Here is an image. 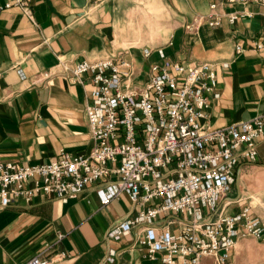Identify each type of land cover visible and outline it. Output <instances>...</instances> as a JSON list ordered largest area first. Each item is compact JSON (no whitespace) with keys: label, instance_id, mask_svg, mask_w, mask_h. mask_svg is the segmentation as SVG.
<instances>
[{"label":"crops","instance_id":"1","mask_svg":"<svg viewBox=\"0 0 264 264\" xmlns=\"http://www.w3.org/2000/svg\"><path fill=\"white\" fill-rule=\"evenodd\" d=\"M26 1L34 23L16 8L0 13V157L6 162L28 166L52 161L60 152L89 153L85 107L91 83L89 77L81 84L72 81L70 72L82 61L124 59L133 85H143L150 67L164 62L159 50L169 62H208L219 93L210 103L209 125L222 128L264 114V53L255 48V43L264 47L259 3L221 4L215 12L236 13L237 20L230 25L223 17L220 26L209 27L205 21L216 0ZM237 181L239 198L233 201ZM230 193L214 212H206L207 220L249 206L264 227L258 215L264 211V138L254 161L239 162ZM137 209L126 195L102 206L94 185L67 201L16 200L0 212V264H23L40 253L53 257L51 264H162L144 257L139 235L147 228L177 233L186 219L172 213L118 241L108 238L111 227ZM229 264H264V234L238 240Z\"/></svg>","mask_w":264,"mask_h":264},{"label":"built area","instance_id":"2","mask_svg":"<svg viewBox=\"0 0 264 264\" xmlns=\"http://www.w3.org/2000/svg\"><path fill=\"white\" fill-rule=\"evenodd\" d=\"M253 2L264 7V0H216L205 24L218 27L225 17L233 25L238 15H219L217 7ZM11 8L34 23L26 0L0 3V13ZM255 48L264 53L262 44L255 43ZM235 52H242L240 45ZM158 55L164 62L150 67L143 85L130 82L131 74L123 70L130 69V64L124 59L118 63L112 57L82 61L70 70L72 81L81 84L89 77L91 83L85 116L93 146L86 155L60 152L52 161L28 166L0 157V212L16 200L74 199L94 185L102 206L126 195L138 208L111 227L107 236L112 240L168 214L185 217L177 233L156 234L149 228L141 232L137 245L150 261L201 264L211 258L212 264H229L238 240L262 239L264 227L249 206L209 221L206 212H214L232 191L239 162L256 159L257 144L264 138V114L212 127L208 110L211 101L219 98L214 66L165 61L161 50ZM62 237L58 235L59 240ZM53 260L40 253L23 264H51Z\"/></svg>","mask_w":264,"mask_h":264},{"label":"water","instance_id":"3","mask_svg":"<svg viewBox=\"0 0 264 264\" xmlns=\"http://www.w3.org/2000/svg\"><path fill=\"white\" fill-rule=\"evenodd\" d=\"M236 188H237V197L235 198V199H231V200H233V201H235V200H237L238 198H239V183H238V181L236 182Z\"/></svg>","mask_w":264,"mask_h":264},{"label":"rangeland","instance_id":"4","mask_svg":"<svg viewBox=\"0 0 264 264\" xmlns=\"http://www.w3.org/2000/svg\"><path fill=\"white\" fill-rule=\"evenodd\" d=\"M232 193H230L229 195H231ZM258 215L260 216V218L262 219L263 223H264V211L262 213H258Z\"/></svg>","mask_w":264,"mask_h":264}]
</instances>
